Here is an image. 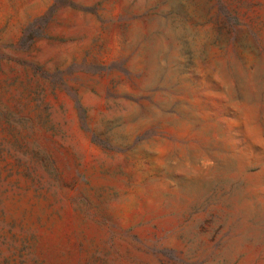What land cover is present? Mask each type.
<instances>
[{"label":"rangeland","instance_id":"374dc122","mask_svg":"<svg viewBox=\"0 0 264 264\" xmlns=\"http://www.w3.org/2000/svg\"><path fill=\"white\" fill-rule=\"evenodd\" d=\"M0 264H264V0H0Z\"/></svg>","mask_w":264,"mask_h":264}]
</instances>
